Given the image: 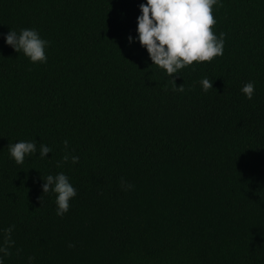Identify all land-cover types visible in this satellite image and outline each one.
<instances>
[{"label": "trees", "instance_id": "trees-1", "mask_svg": "<svg viewBox=\"0 0 264 264\" xmlns=\"http://www.w3.org/2000/svg\"><path fill=\"white\" fill-rule=\"evenodd\" d=\"M145 2L0 0L4 264H264V0L214 6L223 54L174 74L184 91L128 40ZM22 28L46 63L5 43ZM19 140L37 148L23 164ZM60 172L77 192L63 216L41 187Z\"/></svg>", "mask_w": 264, "mask_h": 264}, {"label": "clouds", "instance_id": "clouds-1", "mask_svg": "<svg viewBox=\"0 0 264 264\" xmlns=\"http://www.w3.org/2000/svg\"><path fill=\"white\" fill-rule=\"evenodd\" d=\"M220 0H146L139 5L140 15L137 17V36H129V42L138 41L144 47L151 60L165 70L173 79L174 74L193 65V62H210L221 56L224 49V33L219 35L213 31L216 20L213 16L214 6ZM5 43L11 46L18 54L23 53L32 63H46V48L49 41L43 39L34 28H22L17 32L10 29L4 35ZM201 89L207 92L213 88V81L204 77L200 80ZM173 91H184L183 86H177L174 81ZM247 99H252L254 83L246 82L240 89ZM67 146V141H64ZM10 157L16 164H23L25 157L37 153L34 141L19 140L7 146ZM51 149L44 144L40 145L39 156L46 158ZM69 159L67 155L63 157ZM79 157L72 156L73 163ZM42 178V177H41ZM42 192L55 193L56 214L63 216L68 212L70 201L77 195L69 177L63 172L55 176L49 174L42 178ZM127 187H132L131 184ZM10 233L11 229H6ZM9 241L6 240V243ZM0 264H4L3 257L8 255V249L0 246ZM32 257H29V261Z\"/></svg>", "mask_w": 264, "mask_h": 264}]
</instances>
